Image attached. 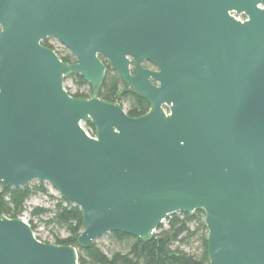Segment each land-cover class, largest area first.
Listing matches in <instances>:
<instances>
[{"label":"water","instance_id":"1","mask_svg":"<svg viewBox=\"0 0 264 264\" xmlns=\"http://www.w3.org/2000/svg\"><path fill=\"white\" fill-rule=\"evenodd\" d=\"M102 59L147 115L69 94L70 75L100 89ZM33 182L80 208L82 249L204 212L210 264H264V0H0V183ZM0 264L79 255L0 217Z\"/></svg>","mask_w":264,"mask_h":264},{"label":"trees","instance_id":"2","mask_svg":"<svg viewBox=\"0 0 264 264\" xmlns=\"http://www.w3.org/2000/svg\"><path fill=\"white\" fill-rule=\"evenodd\" d=\"M46 48L53 50L50 40L42 42ZM59 58L72 66L76 63L74 57L66 49L57 53ZM104 81L98 91L79 75H70L77 87L74 98L89 100L98 98L106 103L120 105L129 117L137 119L147 115L151 103L135 92L119 75L108 65ZM65 80V81H66ZM89 131L96 134L93 123H86ZM38 193L48 194L44 184H31L25 188L12 189L0 183V217L19 219L26 211V203ZM56 202L52 209L38 208L36 216L47 217V225L63 230L66 237H57L54 245L68 246L77 249L79 264H210L208 257V230L205 224L204 212H195L192 215L178 213L170 216L161 225L151 239H137L118 232L109 234L111 243L115 246L109 253H105L97 242L87 249L79 246L78 239L85 226L80 208L68 203L64 198H54ZM33 231L35 228L31 225ZM199 244L200 254L195 255L186 251V248Z\"/></svg>","mask_w":264,"mask_h":264},{"label":"rangeland","instance_id":"3","mask_svg":"<svg viewBox=\"0 0 264 264\" xmlns=\"http://www.w3.org/2000/svg\"><path fill=\"white\" fill-rule=\"evenodd\" d=\"M65 89L72 94L76 93L77 87L72 79H68L65 81ZM82 126L85 130L89 131V128L86 126V124H83ZM39 184H40L39 182H33L31 183V186H37ZM44 186L46 187L48 194H43V193L35 194L26 203V211L19 219L25 221L30 226L32 225L35 228L34 235L37 239L41 240L46 244H54L57 237H61V238L66 237V233L63 230L59 231L54 226H48L46 223L47 217L45 216L38 217L33 214L34 211L38 208L52 209L56 203L52 199V197L54 198L61 197L58 191L54 189L51 185L44 184ZM163 225L167 227L168 223L165 222ZM96 242L105 253H109L115 247L111 243V239L109 235H106L98 239ZM186 251L195 255L200 254L199 244L195 243L193 246L186 248Z\"/></svg>","mask_w":264,"mask_h":264},{"label":"built area","instance_id":"4","mask_svg":"<svg viewBox=\"0 0 264 264\" xmlns=\"http://www.w3.org/2000/svg\"><path fill=\"white\" fill-rule=\"evenodd\" d=\"M239 20H241V21H246V18L244 17V16H242V17H237ZM50 44H51V46L53 47V51L57 54V53H61L64 49H65V47L60 43V42H58V41H56V40H50ZM86 132H87V134L90 136V137H92V138H96V134H94L92 131H87V130H85ZM39 240V239H38ZM40 242H42L41 240H39ZM44 243V242H43Z\"/></svg>","mask_w":264,"mask_h":264},{"label":"flooded vegetation","instance_id":"5","mask_svg":"<svg viewBox=\"0 0 264 264\" xmlns=\"http://www.w3.org/2000/svg\"><path fill=\"white\" fill-rule=\"evenodd\" d=\"M144 68H146V69H154V67L152 65L148 64V63L144 65ZM166 111H168V109H166Z\"/></svg>","mask_w":264,"mask_h":264}]
</instances>
